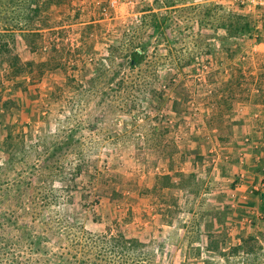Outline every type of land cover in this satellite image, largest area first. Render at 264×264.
<instances>
[{
    "label": "rangeland",
    "instance_id": "1",
    "mask_svg": "<svg viewBox=\"0 0 264 264\" xmlns=\"http://www.w3.org/2000/svg\"><path fill=\"white\" fill-rule=\"evenodd\" d=\"M262 29L235 0H0V264H264Z\"/></svg>",
    "mask_w": 264,
    "mask_h": 264
},
{
    "label": "crops",
    "instance_id": "2",
    "mask_svg": "<svg viewBox=\"0 0 264 264\" xmlns=\"http://www.w3.org/2000/svg\"><path fill=\"white\" fill-rule=\"evenodd\" d=\"M259 7H264V6H259ZM126 9H127V6H126ZM263 33H264V30L262 29V34ZM257 43L258 44H257V46L255 48L260 50L259 53H262V55H264V38L260 37V41H257ZM259 86L262 87V92L264 93V79H263V77L259 79ZM259 106L263 107V109H264V100L263 99L259 103Z\"/></svg>",
    "mask_w": 264,
    "mask_h": 264
},
{
    "label": "built area",
    "instance_id": "3",
    "mask_svg": "<svg viewBox=\"0 0 264 264\" xmlns=\"http://www.w3.org/2000/svg\"><path fill=\"white\" fill-rule=\"evenodd\" d=\"M235 1L249 8L256 6H264V0H235Z\"/></svg>",
    "mask_w": 264,
    "mask_h": 264
},
{
    "label": "trees",
    "instance_id": "4",
    "mask_svg": "<svg viewBox=\"0 0 264 264\" xmlns=\"http://www.w3.org/2000/svg\"><path fill=\"white\" fill-rule=\"evenodd\" d=\"M3 238H4V235H3ZM7 238H9V237H7ZM10 242V241H9ZM31 243H33L32 241H31Z\"/></svg>",
    "mask_w": 264,
    "mask_h": 264
}]
</instances>
